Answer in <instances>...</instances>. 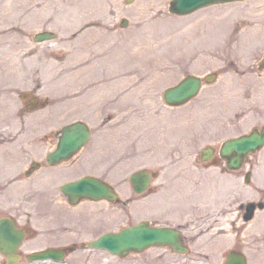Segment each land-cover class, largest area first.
<instances>
[{
  "label": "rangeland",
  "instance_id": "rangeland-1",
  "mask_svg": "<svg viewBox=\"0 0 264 264\" xmlns=\"http://www.w3.org/2000/svg\"><path fill=\"white\" fill-rule=\"evenodd\" d=\"M48 1L49 4H52L50 5V7L55 9V12L58 14L57 15L52 13L50 15H47L50 16L52 21L56 20L54 22V30L58 32V38L54 41L44 43H36L31 38L30 42H26V44H28V47H31L32 50L26 56H24V60L26 61H24V64L22 63V67L19 69L20 73L18 78L20 79H18L17 82L20 86V90H30L36 94H39L41 98L46 99V106L49 104H58V116L61 120L58 121L55 127L64 125L69 119L65 117V110L60 109L63 107L62 103L65 101V99H67L68 96L65 97L57 94L58 97L55 98L54 91L63 92L64 90L59 87H53L51 89L50 87L52 86V84H49L45 80L48 79V77L58 69L57 66L60 67L61 65L66 64L65 62L68 52L67 48L65 47L66 44L64 42V35H66V31L69 28L70 23H76L81 19L87 18V14L96 15V13L92 11L93 9L90 8L89 5L96 6V4H98L97 15H99L100 18L97 19H99L100 22H98L97 24L102 25L104 28L108 27L112 29V27L109 25L117 20L121 21L123 17H126L129 21L128 27H120L117 31L111 30V32L115 36L118 35L117 38H115L117 46L114 45L113 47L108 48L105 53L101 54L100 57L96 55L93 56L92 60L90 61L89 64L98 69V71H101V68L104 69L103 73L99 74L102 77V81L100 83H95L94 86H90V89H93L103 83V85L106 84L105 86H103V88L110 85V83H117L115 75L121 71L127 70V68L131 66V63H129L128 61L129 58L134 54V48L131 47L133 48L132 50L125 48L121 50L119 48V44L121 46V43H124L127 40H131L130 42H132L139 37L150 38L153 34L160 37L163 33H166L164 37L160 38L166 41L165 44L160 49L148 53V66L144 69L148 72V89L146 88V90L144 91V95L141 98H129V100L123 102L122 100H124L129 94H135L136 96V91L134 89H138V87H135L127 91L126 93L124 92L120 94L118 92V94H120L119 101H122V103L117 100H105L106 103H109V105L115 109L116 113L114 114L120 117V122H124L126 123L125 125H128H117V128L115 130L119 131L117 133L118 135L122 134L126 136L143 134L142 131L138 133V131L131 132L129 130V127L135 124L136 121L134 119L136 118L137 122L147 123L148 117H153V120L151 118L149 123L154 122L155 126L161 127L163 126L160 125L161 118L166 117L167 121L165 123H169V126L173 125L172 128L177 126V124L174 123H177L176 118L179 112L182 118H187L185 109H187V111H191L196 104L195 101L192 102L193 104L189 103L185 105V108L183 107L182 109L181 107H171L166 105L162 97L165 87L178 82L184 75H186V73L193 72L196 69L198 71L201 70L200 72L209 70L211 66L209 64L213 61V59H216L217 65L226 63L227 68L232 67V65L227 62L228 59L250 63V51L252 50L251 48H249V46L253 42H255L257 38H255V36H251L244 39L240 37V34L236 36V33L234 35L230 34L228 36H225L226 32L230 30V27H235V25H225L227 24L228 20L232 18L233 12L235 10H239L244 7H248L249 9L252 8L254 11H256L257 8V11L259 9H264V6H260V3L264 5V0H246L242 2H230L226 4L207 7L186 16H173L168 14L166 10L168 2L170 0H132L131 3H127L126 0ZM23 3L26 4L27 1L23 2L22 0H15V5H22ZM9 5H12L11 0H0V8L2 6L9 7ZM24 9L26 10L27 7H25ZM219 13H224L225 15H223L222 18L216 17L219 16L217 15ZM0 14V40H4L17 33H22L23 24L25 23L23 21L27 20L28 16L30 14L32 15L33 12L23 13L20 10H7L5 11V13ZM34 21L36 20L33 19V21L29 22V24H33ZM43 25L45 24L41 21L37 23L34 28L40 29L43 27ZM239 27H242V25H239ZM100 32H102V29H95L89 40L94 53H97L100 50L99 45L106 44V40H109L110 35L108 36L105 33H103L102 35V33ZM16 47L18 46L16 45ZM16 47L14 48V50L17 51L18 48ZM23 52H25V50ZM10 54L12 55V51L10 52ZM40 59L43 61L44 68ZM121 61L124 62V64L120 63ZM199 66L200 68H196ZM240 67L243 68V66ZM136 71L137 69L133 68V72ZM46 84L49 85V90L47 89ZM45 90L49 92H46ZM131 91L133 92L131 93ZM17 94L18 93H16L15 95ZM4 96L5 92L0 90V97ZM52 96L53 99H51ZM203 97L204 94L200 95L195 100H202ZM76 99L82 100L83 96L78 95L76 96ZM15 100L16 101H12V104L15 105V107H12L11 109L15 112L16 110H18L20 113L21 110L19 109L21 105L19 103L18 96H16ZM44 109L51 114L56 111L47 106L46 108H42L39 112H42ZM254 112H256V109ZM101 114L102 113H100L97 118H87L94 133L86 148L96 147L97 141L95 140V137L99 134V132H106L105 128L109 125H112L111 122H117L112 120L110 123L105 124L106 120L103 121V117ZM188 114L193 113L188 112ZM192 118L193 116L189 119ZM255 120L256 115L251 117L248 116L245 121V127L251 126L256 122ZM0 130V132H4V130H6V126H4L3 123L0 124ZM144 130H148V126H146L143 131ZM170 134L172 133L170 132ZM171 137H173V135H171ZM194 138V140H191L188 137H185V142L181 144L184 145L186 150H193L199 147V144H196L198 140H196V137ZM11 140L12 142L7 145V143H9ZM19 141L20 137H18L17 139H15L14 137L9 138V140L4 142L1 147L4 148L3 150L7 151L11 144H13L14 142L19 143ZM143 141L144 143L139 141L134 145L133 142H129L127 144V148H138V146L141 147L145 145V143L146 147L148 148V137H145ZM121 142L122 141H120L119 143L122 145L123 143ZM198 143H201V141L199 140ZM172 147L174 149L182 148L179 143L172 144ZM120 149L121 148L117 147L116 145L115 152H118ZM4 155L9 154L0 151V172H2V174H4L5 172L4 169L6 164V162H4ZM145 155L146 154H143L141 156L142 159ZM13 157L14 160H16L17 156ZM143 161L144 160H142V162ZM139 165L148 166V164H144L141 162L139 163ZM156 167L159 168V166ZM128 173L126 172V170H121L117 173V175H127ZM161 179L164 178L160 176L154 181V183L160 189L162 188L161 186H163L162 184H160V186L158 184ZM145 194L146 193L139 195L138 198L144 197ZM7 197L17 198L16 194H13L12 192L9 193ZM183 206V202H176L171 204V206H166V210L164 208L160 212L164 216L166 215L169 218H172L173 216L177 217L178 213L183 210ZM138 217L139 220L143 219L141 217L144 216L140 214ZM29 241L27 245L28 247L22 250V259L16 264H177V261L181 260V258L183 257L180 253H173L165 247L154 246L139 253H131L125 258L113 256L109 252L103 250L97 251L79 249L71 253L64 262H56L53 260L29 261L24 256L30 252V246L33 245V243L29 244ZM0 264H8L6 263L5 257L1 253Z\"/></svg>",
  "mask_w": 264,
  "mask_h": 264
},
{
  "label": "flooded vegetation",
  "instance_id": "flooded-vegetation-1",
  "mask_svg": "<svg viewBox=\"0 0 264 264\" xmlns=\"http://www.w3.org/2000/svg\"><path fill=\"white\" fill-rule=\"evenodd\" d=\"M264 21H258V40L256 52L252 51L251 62L243 68L239 67L237 60L228 59L230 65H235V72L239 77L248 80L247 84H233L232 80L219 78L229 69L227 65L216 68L212 73L216 74V81L208 85V89L200 92L204 94L202 100L196 101V104L207 105L216 103L218 98L226 96L221 93L232 92L234 87H242L244 95L247 98L252 97L253 92H257V112L259 114V123L254 125L259 130L264 126ZM120 28V22H114L112 30L116 31ZM77 33H73L72 37ZM232 58V57H231ZM226 67V68H225ZM202 81L205 82L206 74H200ZM229 81V82H228ZM201 94V95H202ZM198 97V96H197ZM31 98H34L33 95ZM39 105L43 101L38 102ZM227 99L221 101L220 104H214L210 119L196 123L198 135L207 140L204 146L196 150V158L200 159L205 155L202 149L212 152L209 160L204 163L211 167L219 168V174L227 175L230 179L231 195L228 196V208L218 209L210 214L208 220L205 218H197L196 222L208 221L203 229H196L190 235H184L186 243L199 241L202 237H208L211 247H219L218 244L221 237L229 236L228 245L217 253L201 255L206 261L215 264H223L231 255L239 256L246 254L248 264H259L263 262L264 257V148L256 153L248 154L241 160V164L237 169L229 167L228 159H225L221 153L222 144L227 138L239 136L250 130H242L240 120L235 117L228 116V112H232V107L226 106ZM30 104V102H29ZM106 108L102 109V114L106 113ZM97 111H91L94 116ZM108 120L113 119V114L107 112L103 116ZM41 140H45L51 146L58 141L57 131L44 134ZM11 158L10 168L12 169V180L23 182L30 180L35 188L34 195V214L24 213L22 208L10 206L4 212L6 215L14 217L18 221V226L25 229L26 236L24 246L32 244V248L40 249L45 247L67 248L77 247L84 242L87 243L95 239L100 232L104 230V204L103 201H86V205L80 208H74L70 204V198L61 191L62 183L55 184L53 179L62 177L70 173L74 168L75 162L78 160H87L92 164V170L78 174L77 177L89 174L99 179L113 182L110 172L104 171L102 159L92 150L88 157H76L70 160L66 165L50 166L46 156L31 158L30 162L38 161V168L32 169L31 165L24 166L20 164L21 154L14 153L4 155ZM13 156H17L14 160ZM94 161H96L95 164ZM80 167V165L78 166ZM228 188V190H229ZM129 199L125 198L115 206L108 221L115 222L119 205H126ZM113 204V203H112ZM110 207H114L111 205ZM186 234V233H185ZM212 243V244H211ZM204 246H199L195 250L196 255L203 250ZM200 257V258H201Z\"/></svg>",
  "mask_w": 264,
  "mask_h": 264
},
{
  "label": "water",
  "instance_id": "water-1",
  "mask_svg": "<svg viewBox=\"0 0 264 264\" xmlns=\"http://www.w3.org/2000/svg\"><path fill=\"white\" fill-rule=\"evenodd\" d=\"M231 0H172L170 11L175 14H186L193 10L216 2H225ZM200 80L194 76H189L180 84L170 87L165 91V99L172 104H180L195 95L199 89ZM64 135L57 152L52 155V160H60L72 151L78 149L89 137L90 133L87 127L82 123H74L64 127ZM264 137L253 133L250 136L228 142L226 148H235L243 153L249 149H254L262 144ZM149 175L144 172L135 173L131 180L137 191H143L149 182ZM89 179H83L79 182L70 184V190H77L86 193L87 190L95 192L96 186L91 185ZM89 186V188H88ZM104 188V192H107ZM22 235L14 229V224L8 219L0 221V241L2 252L13 262L17 260V245L21 241ZM154 244H170L176 249L181 250L178 240V233L166 227H150L147 222H141L133 227L123 229L118 233H106L92 245L106 248L112 252L125 254L130 250L140 251ZM61 254L55 250H47L32 256V259L59 258Z\"/></svg>",
  "mask_w": 264,
  "mask_h": 264
},
{
  "label": "bare ground",
  "instance_id": "bare-ground-1",
  "mask_svg": "<svg viewBox=\"0 0 264 264\" xmlns=\"http://www.w3.org/2000/svg\"><path fill=\"white\" fill-rule=\"evenodd\" d=\"M165 34L166 33H163L160 37L153 34L150 38L148 37L140 38L139 37L135 39V41L130 42L131 40H127L124 43H121V46H120L121 50H123L124 48L132 50L134 48V54L132 57L129 58V61H128L129 63H131V66L127 68V70L117 73L115 75V79L117 83H110V85L105 87V90L103 89L104 91H102V93L105 92L107 93V95L110 93L111 94L115 93L116 95L118 92L122 94L126 91L131 90L133 87H136V88L138 87V89H135L136 96L135 94H129L126 97L130 98L129 96H132V97L135 96L137 98H141L144 95L145 93L144 91L146 90V88L148 89V72L144 70L148 66V53L153 52L157 49H160L165 44L166 41H164L163 39H160L164 37ZM109 44L114 45L112 40H111V43ZM105 50L106 49L104 47V51ZM89 57H90V52H89L88 46L86 45L83 48L82 57L80 55L76 56V58H74L72 62L68 61L66 64L60 67L57 66L58 69L55 75L51 79H48V82L52 83V85H55V88L59 87L62 89L65 88V85L66 86L69 85L71 81H73L74 83H78V78L82 74L90 73L91 72L90 68H93L92 66L87 65L90 60ZM120 63L124 64V62L122 61ZM79 65L83 66L84 68L83 69L78 68ZM71 67L78 68V70L74 73V77L72 80H70L69 74L66 73V71L68 72ZM133 68H136L137 71L133 72ZM133 73L134 74L136 73V74L134 75ZM101 89L89 90L88 93L84 96V99L92 100L93 102L97 101V98L102 94L100 93L97 95V93ZM132 92L133 91H131V93ZM136 126L138 125L136 124L132 125V127H136Z\"/></svg>",
  "mask_w": 264,
  "mask_h": 264
}]
</instances>
